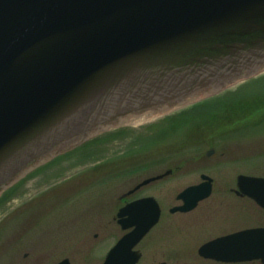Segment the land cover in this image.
I'll return each instance as SVG.
<instances>
[{"label":"water","instance_id":"1","mask_svg":"<svg viewBox=\"0 0 264 264\" xmlns=\"http://www.w3.org/2000/svg\"><path fill=\"white\" fill-rule=\"evenodd\" d=\"M263 66L264 0H0V191L37 159L121 116L222 88ZM201 177L177 194L182 203L172 212L210 195L212 178ZM237 185L264 207L263 176L239 174ZM117 216L131 229L101 264H135L159 204L140 197ZM239 234L253 252L264 228L210 240L198 252L210 257Z\"/></svg>","mask_w":264,"mask_h":264},{"label":"rangeland","instance_id":"2","mask_svg":"<svg viewBox=\"0 0 264 264\" xmlns=\"http://www.w3.org/2000/svg\"><path fill=\"white\" fill-rule=\"evenodd\" d=\"M263 73L264 67L254 77ZM243 82L245 80L240 79L219 89H205L182 103L173 102L165 108L143 111L141 114L147 117L139 122H132L133 128L224 90H233ZM250 86L252 95L246 96L249 106L246 111L235 113L234 117L208 122L211 126L203 124L191 130L184 128L177 133L167 132L166 135L164 132L165 135L140 137L138 150L131 147L126 153H121L123 157L117 160L118 167L123 170L136 168L132 176L113 179L100 176L91 182H84L82 185L85 186L76 187L73 191L44 193L35 207L36 219L31 227L25 228L28 230L25 234L23 229L20 230V235L24 236L22 240L27 244L30 242L25 249H30L34 254L40 253L41 264H54L64 257L69 258L71 264H99L124 232L114 219L120 204L117 201L114 204L116 195L141 179L171 167L174 169L171 175L143 186L136 195H153L162 208L161 221L137 246L142 252L137 264H157L160 261L200 264L197 254L199 241L193 238L191 242H187L191 238L188 235L190 232L181 237L180 230H190L188 227L201 221L202 215L211 220L212 212L205 208H215L213 210L220 217L219 221L221 217L225 221L228 215L226 208H258L248 199L239 202L230 191L231 187H236V176L239 173L264 176V82ZM126 145L125 141L113 142L99 149L93 156L99 161L113 158ZM211 147L214 152L208 156L206 151ZM109 163L113 166L112 161ZM100 164H103V160ZM202 172L214 179L211 195L200 201L196 207L198 209L187 215L170 213L168 209L180 203L176 194L187 185L199 182ZM46 186L47 184H43L39 188L44 189ZM32 192L35 193L34 188ZM15 206L18 205L13 203L10 208ZM1 236L2 234L0 238ZM2 240L0 247L3 246ZM34 246L36 249L33 251ZM12 256L11 250L2 252L0 249V264H7Z\"/></svg>","mask_w":264,"mask_h":264},{"label":"flooded vegetation","instance_id":"3","mask_svg":"<svg viewBox=\"0 0 264 264\" xmlns=\"http://www.w3.org/2000/svg\"><path fill=\"white\" fill-rule=\"evenodd\" d=\"M166 116L167 114L155 119L154 122L142 123L136 128H133V124L126 123L124 120H118L120 122L117 126L108 127L99 133H93L86 139L67 147L65 150H59L53 156L37 159V163L30 165L23 174L11 181L0 193V235L2 234L3 236V238L2 236L0 238V241L3 239V243H1L3 246L0 247V249L2 252L3 250H7L8 252L11 250L13 252V256L7 264H41L40 253L34 254L31 253L30 249H25L30 242L27 244L25 240H22L24 236L20 235V230L23 229L25 234L26 231H28L25 230V228L31 227L36 219L37 208L35 207L39 204V198H41L44 193L52 192V194H55L57 190L73 191L76 187L80 188L79 186L84 184V182H91L92 180H96V178H100V176H107L106 178L110 179H113L114 177L122 178L129 175L132 176V174L136 172L135 167L130 168L129 170H127V168H124L123 170V168L118 167L117 160L123 157L120 154L126 153L131 147L138 150V147L140 146L139 138L144 135L152 136L153 132H151V130L154 127L153 124L162 122ZM128 124H130V126H127ZM123 141L129 146L126 145L127 147L125 146L122 152L119 151L115 157L104 158L99 161L93 156V154L98 152L99 149L104 148L113 142L118 143ZM70 149L73 150V155L69 154L71 153L69 152V155L60 156V154H63ZM210 150H212L211 153L208 154L209 152L207 150L206 155L209 156L214 152L213 149ZM102 160L103 164H100L102 163ZM108 161H112L113 166ZM80 165H83L84 167H79ZM74 169H76V171H73ZM167 169H171L172 171L155 181L162 180L174 172V169L171 167L166 168L163 172ZM70 171H72L71 174L65 175V173ZM201 174L207 173L202 172L200 175ZM131 183L129 185H131ZM43 184H47V186L44 189L39 188V186ZM136 184L116 195L114 204H116V201L120 203L117 207V211L129 201L140 196H145L136 195H138L139 190L143 186H146L149 183L141 185L137 189H133ZM33 188L35 193L32 192ZM37 189L38 191H36ZM230 191L234 193L236 196L235 198L239 200V202L242 201V199H248L256 204L258 208H226L225 212H228V215L225 217V221H223V217H221V221L218 220L220 217H217V212L213 210L215 208H205L207 211L212 212L210 217L211 220H207V217L202 215L201 221L188 227L190 230H180L181 237L190 232L188 235L191 238H189L190 240L187 242H191L194 238L199 241L200 245H202L207 241L240 233L249 228H264V208L259 206L250 197L244 195L241 191H238L236 187H231ZM13 203H16L18 206L10 208L13 206ZM196 209L198 208H192L189 211H176L174 213L187 215V213ZM217 209L222 212L220 208ZM114 219L117 220L116 215L114 216ZM159 222L160 221H158V223ZM15 226H17V228H15ZM191 229H193V231H191ZM3 234L6 235L4 236ZM249 242V237L244 234H239L236 237H232L215 245L213 248L214 255L210 257L199 254L198 247V259L200 264H264V234L260 237V247L258 250L250 252ZM32 249L34 251L36 247L34 246Z\"/></svg>","mask_w":264,"mask_h":264},{"label":"trees","instance_id":"4","mask_svg":"<svg viewBox=\"0 0 264 264\" xmlns=\"http://www.w3.org/2000/svg\"><path fill=\"white\" fill-rule=\"evenodd\" d=\"M260 82H264V74L255 80L245 82L235 90H227L195 103L179 114L167 118L165 128L168 133H175L184 128L189 129L192 126L208 124L207 122L213 120L221 121V119L234 117L235 113L244 112L249 106L250 102L247 101L246 96L252 95L250 85Z\"/></svg>","mask_w":264,"mask_h":264}]
</instances>
